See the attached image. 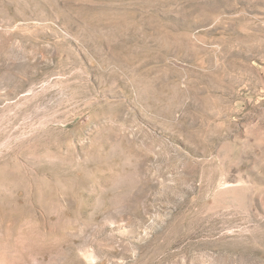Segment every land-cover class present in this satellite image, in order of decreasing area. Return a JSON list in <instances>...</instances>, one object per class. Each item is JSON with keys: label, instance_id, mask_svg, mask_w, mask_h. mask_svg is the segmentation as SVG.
<instances>
[{"label": "rangeland", "instance_id": "rangeland-1", "mask_svg": "<svg viewBox=\"0 0 264 264\" xmlns=\"http://www.w3.org/2000/svg\"><path fill=\"white\" fill-rule=\"evenodd\" d=\"M0 264H264V0H0Z\"/></svg>", "mask_w": 264, "mask_h": 264}]
</instances>
